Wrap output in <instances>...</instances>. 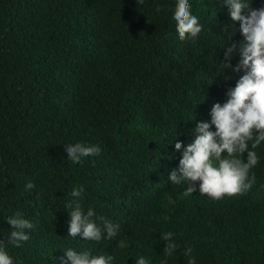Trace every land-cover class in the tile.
<instances>
[{"label": "trees", "instance_id": "trees-1", "mask_svg": "<svg viewBox=\"0 0 264 264\" xmlns=\"http://www.w3.org/2000/svg\"><path fill=\"white\" fill-rule=\"evenodd\" d=\"M191 3L203 28L180 41L175 0H0V239L12 230L7 216L33 221L29 240L9 246L23 264H55L66 248L111 255L113 264L139 256L188 264V246L197 264H264V145L243 194L185 196L186 185L168 181L181 158L169 144L192 142L196 123L210 121L243 74L229 69L232 79L212 83L232 21L223 0ZM232 31L225 47L243 39L239 22ZM76 142L102 151L73 164L64 145ZM28 181L35 187L26 192ZM74 186L84 187L85 210L119 226L115 240L68 237ZM168 231L179 245L170 257Z\"/></svg>", "mask_w": 264, "mask_h": 264}, {"label": "clouds", "instance_id": "clouds-1", "mask_svg": "<svg viewBox=\"0 0 264 264\" xmlns=\"http://www.w3.org/2000/svg\"><path fill=\"white\" fill-rule=\"evenodd\" d=\"M136 3L143 4L144 0H136ZM175 3L173 23L177 26V39L194 41L203 25L192 12L191 0H175ZM252 3L253 0H223L232 21L226 25L227 32L230 30L231 35L222 47L223 60L216 63L217 76L212 83L221 75L226 80L232 79L226 75L229 69L243 74L235 80V86L226 91V100L212 105L210 121L196 123L192 129V142L185 145L175 139L169 144L174 143L175 151L180 153L181 158L178 166L170 172L168 181L173 185H186L185 196L198 191L201 196L220 200L226 196L243 194L255 182V175L250 176V173L260 161L256 149L264 145V0L259 8H252ZM163 11L165 10L162 8L157 9L158 13ZM235 22H239L243 39L238 44L230 43L225 47L234 34L232 30ZM237 52L239 61L233 66L231 61ZM64 146L67 160L73 164H79L86 157L98 156L102 151L98 144L76 142ZM34 187V183L28 181L24 191H30ZM83 192V186H74L69 193L71 199L64 205L69 217L68 237L74 239L79 236L82 241L97 244L115 240L120 231L119 226L103 217H96L91 207L85 210L80 202ZM4 220L12 230L7 231L6 239H0V264H23L9 254V246L21 247L29 240V233L34 230L35 224L20 212H15ZM172 237L171 231L161 235V239L165 241L164 255L168 257L173 256L179 248ZM116 247L126 248L127 241L119 240ZM192 252L191 246L183 249V255L188 257V264H197ZM55 264H113V257L66 248ZM135 264H149V260L139 256Z\"/></svg>", "mask_w": 264, "mask_h": 264}, {"label": "rangeland", "instance_id": "rangeland-1", "mask_svg": "<svg viewBox=\"0 0 264 264\" xmlns=\"http://www.w3.org/2000/svg\"><path fill=\"white\" fill-rule=\"evenodd\" d=\"M199 182H197V184H198ZM260 197H262V198H264V192L260 195Z\"/></svg>", "mask_w": 264, "mask_h": 264}]
</instances>
